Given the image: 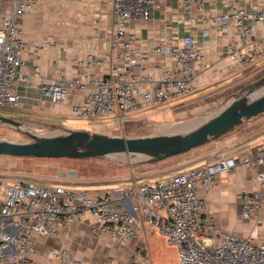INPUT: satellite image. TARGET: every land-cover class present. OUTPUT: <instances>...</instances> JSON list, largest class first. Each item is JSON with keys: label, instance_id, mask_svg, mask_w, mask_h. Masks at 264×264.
<instances>
[{"label": "built area", "instance_id": "2783aa9c", "mask_svg": "<svg viewBox=\"0 0 264 264\" xmlns=\"http://www.w3.org/2000/svg\"><path fill=\"white\" fill-rule=\"evenodd\" d=\"M38 0H0L5 7L0 18V108L15 109L22 105L19 92V68L25 64L26 41L20 20ZM182 19L195 20L194 10L208 0H181ZM115 31L112 51L117 59L109 72L92 74L91 89L82 101L73 105L72 114L93 118L114 116L123 121L124 114L180 98L197 84L205 58L204 44L186 34L174 44L162 42L156 47L173 58V65L161 78L138 72L140 65L133 46L134 34L127 31L131 20H147L154 12L155 0H112ZM228 10L212 18L225 26L233 25L236 37L226 47V56L240 69L264 57V35L255 29L264 27V10H247L226 3ZM80 63H84L81 61ZM90 64V61H87ZM42 91L53 102L68 98L72 91L85 89L81 77L60 76L46 80ZM224 157L217 161L183 170L177 174L112 191L94 192L71 189L64 185L14 178L13 172L0 175V264H24L36 247L33 235L54 237L62 222L70 226L77 217L92 213L97 226L94 234H108L118 244H129L139 234L157 229L168 245L177 251L178 264H264V243L254 244L236 232L225 231L214 222L198 187L212 188L218 174L242 163L264 164V141L257 153ZM1 173V171H0ZM259 187L241 196V215L251 218L264 210V170L258 173ZM139 252V250H138ZM47 253L61 257L65 264H90L76 260L70 252ZM133 264H151L135 261Z\"/></svg>", "mask_w": 264, "mask_h": 264}, {"label": "crops", "instance_id": "0c3cea01", "mask_svg": "<svg viewBox=\"0 0 264 264\" xmlns=\"http://www.w3.org/2000/svg\"><path fill=\"white\" fill-rule=\"evenodd\" d=\"M226 3H234L247 10H264V0H208L201 8L194 10L195 20L189 23L182 19L184 7L181 0H155L154 12L149 19L131 20L126 24L127 31L134 34L133 46L140 60L136 71L161 78L173 65V58L157 51L156 47L164 41L174 44L184 35L192 34L204 44L206 52L197 84L185 96L193 92L208 95L218 92L221 87H227L225 83L228 79L241 69L226 56L228 42L238 34L236 29L231 24L225 26L221 22L212 21V18L228 10ZM5 9H0V18ZM20 24L27 47L25 64L19 68L22 105L16 108L15 113L21 117L44 121L51 128L66 130L57 124L61 119L66 120L67 116L74 115L71 112L73 105L82 101L91 89L90 76L107 74L117 62L112 51L115 31L113 2L38 0L34 8L20 20ZM255 35H264V27H257ZM60 76L81 77L86 88L72 91L64 101L53 102L41 87L44 81ZM234 83L232 81L228 86ZM54 125L56 127H52ZM263 141L264 113H261L260 116L245 120L233 132L211 145L190 149L155 162H140V167L132 163L126 171L116 165H96L100 170L98 174L88 179L81 178L78 182L92 186L93 190L90 191H112L126 187L134 180L144 181V177L148 178L152 174H160L164 178L224 157L245 154L249 149L256 154ZM86 164L91 165L92 162ZM262 170L264 164L261 162H254L250 166L240 162L233 169L218 174L216 184L208 191L202 185L197 190L217 226L249 238L254 244L264 243V210L251 218H243L241 196L243 192L259 187L257 175ZM11 171L14 178L40 183L37 179L23 177L14 169ZM65 175V172L61 173V176ZM67 179L62 177L61 181L55 180L54 183L62 185ZM94 226H97L96 218L88 212L77 217L70 226L61 222L57 236L42 237L34 234L36 250L24 264H65L61 257L47 253L51 249L56 252L68 251L76 260H85L90 264H130L120 257L117 251L119 244L108 234H94Z\"/></svg>", "mask_w": 264, "mask_h": 264}, {"label": "rangeland", "instance_id": "374dc122", "mask_svg": "<svg viewBox=\"0 0 264 264\" xmlns=\"http://www.w3.org/2000/svg\"><path fill=\"white\" fill-rule=\"evenodd\" d=\"M261 77H264V57L239 70L236 75L228 79L225 83L227 87H221L216 93L198 95V93L193 92L189 96L175 99L155 108L147 107V109L126 113L124 114L125 118L123 121L116 120L114 116L86 118L71 115L67 116L66 120L61 119V122H58L59 124L57 125L71 130H87L90 132H102L123 136H144L159 131H170L173 126H177V124L200 120L217 111L244 86ZM232 81L235 82L234 85L232 86L231 84L228 86ZM15 111L16 108H0L1 115L12 116L15 120L22 122L27 129L35 131L36 133L63 131L60 128H51V125L46 124L44 121L21 117L19 114L15 113ZM52 127L56 126L54 125ZM231 132H233V130L222 134L217 139H211L191 149L195 150L201 146L211 145ZM0 138L20 142L31 140L28 134L8 123H0ZM86 162H92V164L87 165ZM133 163L135 164L134 166L140 167L141 165L138 164L140 163L138 161ZM96 165H116L121 167L124 171L131 168L128 159H119L115 156L108 158L78 159L68 157H16L0 154L1 176L8 175L7 170L10 171L14 169L15 172H18L23 177L37 179L40 183L50 186L55 185V180L61 181L62 177H67L68 181L62 182V185L71 189L81 188L89 191L93 190L92 186L85 184V182L79 183L78 181L81 178L88 179L98 174L100 170H98L99 168ZM71 169L72 172H70ZM63 172L67 175L61 176ZM105 175L106 174L102 176ZM160 178V174H152L148 178H143L146 180L137 183H148ZM102 191H104V189ZM117 251L120 257L126 263L130 264L139 260L144 262L148 261L151 264H178L175 247L168 245L165 238L157 232V229H152L146 235L139 234L129 244L117 245ZM117 261L119 262V260Z\"/></svg>", "mask_w": 264, "mask_h": 264}, {"label": "water", "instance_id": "95a60500", "mask_svg": "<svg viewBox=\"0 0 264 264\" xmlns=\"http://www.w3.org/2000/svg\"><path fill=\"white\" fill-rule=\"evenodd\" d=\"M261 113H264V77L244 86L225 105L197 123L183 127L177 124V127L170 131L144 136L111 135L71 129L36 133L12 116L0 114V123H8L31 137V140L25 142L0 138V154L78 159L122 155L130 164L135 161L155 162L184 153L211 139H217L245 120Z\"/></svg>", "mask_w": 264, "mask_h": 264}, {"label": "bare ground", "instance_id": "6f19581e", "mask_svg": "<svg viewBox=\"0 0 264 264\" xmlns=\"http://www.w3.org/2000/svg\"><path fill=\"white\" fill-rule=\"evenodd\" d=\"M200 120H193V121H188V122H184V123H180L179 125L181 126V127H183V126H185V125H189V124H194V123H197V122H199ZM177 126H173V128L172 129H174V128H176ZM35 132V131H34ZM116 158H124V159H127L126 157H124V156H115ZM138 158V157H137ZM136 158V159H137ZM131 160H133V159H131Z\"/></svg>", "mask_w": 264, "mask_h": 264}, {"label": "trees", "instance_id": "16d2710c", "mask_svg": "<svg viewBox=\"0 0 264 264\" xmlns=\"http://www.w3.org/2000/svg\"><path fill=\"white\" fill-rule=\"evenodd\" d=\"M237 127H238V126L234 127L233 129H235V128H237ZM233 129H232V130H233Z\"/></svg>", "mask_w": 264, "mask_h": 264}]
</instances>
